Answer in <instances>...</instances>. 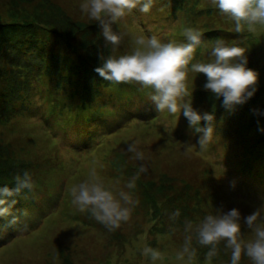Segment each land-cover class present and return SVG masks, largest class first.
Masks as SVG:
<instances>
[{"label":"rangeland","instance_id":"obj_1","mask_svg":"<svg viewBox=\"0 0 264 264\" xmlns=\"http://www.w3.org/2000/svg\"><path fill=\"white\" fill-rule=\"evenodd\" d=\"M80 3L0 0V24L9 25L21 16L35 25L39 20L34 17L50 15L57 20L53 27L36 28L48 37L47 53L59 66L40 65L34 53L21 58L25 78L18 82L23 89H14L20 96L9 104H1V97L14 91L0 77V158L23 163L35 183L33 192L14 197L17 203L12 209L19 218L17 226L30 230L0 231V236L8 235L0 244V264H150L141 255L145 243L165 253V259L156 264H183L175 254L186 235V220L195 226L219 208H237L243 218L264 205V131L259 130L264 129V28L236 33L234 22L210 0H154L149 13L134 9L113 25L114 31L124 34L121 45L113 49L105 43L98 23L81 13ZM187 27L199 30L204 42L193 63L212 59V46L223 39L229 46L245 47L246 67L258 73L253 96L229 111L222 104L223 97L204 90L206 76L189 71L192 108L214 116V136L206 151L199 150L200 134L189 128L182 111L176 116L158 113L150 90L137 84L113 85L94 71L101 63L98 53L105 58L130 53L135 37L141 35L156 36L164 43H184ZM3 46L0 44V71L10 74L16 67L13 61L20 57L9 58ZM81 65L91 73L85 76V83ZM75 70L81 77L72 73ZM32 87L36 90L29 96ZM119 115L128 120L97 137L96 144L84 147L93 138L94 123L101 118L109 120L104 124H113ZM204 124L202 120L201 127ZM137 138L148 172L130 190L126 184L141 162L126 151V145ZM92 168L106 186L130 191L139 200L131 220L114 232L71 203L69 188L87 178ZM15 176L8 175L12 181ZM176 209L180 216L169 220ZM242 233L246 240L253 238L243 220ZM193 245L197 247L195 264H207L208 249L197 246L195 239ZM230 255L222 242L211 264H230ZM241 264L251 261L242 257Z\"/></svg>","mask_w":264,"mask_h":264},{"label":"clouds","instance_id":"obj_2","mask_svg":"<svg viewBox=\"0 0 264 264\" xmlns=\"http://www.w3.org/2000/svg\"><path fill=\"white\" fill-rule=\"evenodd\" d=\"M210 3L234 22L236 33H255L257 26L264 28V0H210ZM153 5L154 0H81L79 9L98 23L105 43L116 49L121 45L124 34L114 31L113 25L134 9L147 14ZM183 36L184 43H164L156 36H137L130 53L107 58L98 53L101 63L94 71L113 85L137 84L142 89L150 90V100L158 113L166 112L176 116L182 111L189 128L200 134L197 140L199 150L206 151L214 136V116L210 113L201 115L192 108L191 100L188 99L191 97L187 86L189 71L203 73L207 81L203 85L204 90L210 91L217 98L223 97L222 104L229 111L253 96L258 73L246 67L248 61L245 47L229 46L223 39H217L212 46L209 53L212 59L193 63L197 48L204 43L202 33L187 27ZM202 120L205 122L203 127ZM126 151L141 162L136 174L126 184V188L131 190L135 189L141 174L148 172V167L143 163L146 157L140 139L127 143ZM14 179V187H0V218L11 216L8 226L17 224L19 220L12 213L17 203L14 197L25 191L31 193L35 189L28 171H24L22 176L17 174ZM68 191L72 205L81 213H90L109 232L128 223L134 208L139 204V200L134 199L130 191L114 190L106 186L96 168H92L87 178L71 186ZM22 214L26 215V210ZM179 216L180 210L176 209L169 214V220L175 221ZM242 220L252 234L251 240H246L242 233ZM184 232L183 244L175 254V259L183 264H195L197 247L193 245L194 239L197 246L208 249L205 254L207 264H211L212 259L218 255V246L222 242L231 252L230 264H241L242 257H247L251 264H264V205L243 218L237 208L228 211L216 209V214L204 216L195 226L192 221L186 220ZM141 255L150 264L165 259L161 249L147 243Z\"/></svg>","mask_w":264,"mask_h":264},{"label":"trees","instance_id":"obj_3","mask_svg":"<svg viewBox=\"0 0 264 264\" xmlns=\"http://www.w3.org/2000/svg\"><path fill=\"white\" fill-rule=\"evenodd\" d=\"M171 1H168V3ZM47 18L42 17H34V19L39 20V24L35 25L32 20H25L26 18L20 17L19 21L11 22L9 25L0 24V44L4 45V51L5 54L9 56V58L15 57L16 54H19L20 58H17L13 61V64H16L14 72L12 71L10 74H6L5 72L0 71V77H3V82L5 83V86L8 87L11 91H14V89H23L22 82H18V80L24 79L23 75V69L25 68L24 61L21 58H29L30 54H33L39 61L40 65L43 64V62L55 66L59 69V66H56L54 64L55 60H53V56L51 54L47 53V49L49 47L50 41L48 37H46L42 30L37 29L36 26L39 27H53V23L57 20L50 16L46 15ZM51 19V20H49ZM60 64V62H59ZM257 64V63H256ZM62 67L64 64L61 65ZM63 69V68H61ZM80 71L82 73V82L85 83V76H87L90 73L88 72V69L84 66L80 67ZM75 76L79 77L80 72L78 70H75L72 72ZM81 77V76H80ZM35 88H30L28 91V95L35 91ZM11 93H6L1 97V104L5 102V104H9L12 99H14L16 96L19 97L20 93H16L15 91ZM30 96V95H29ZM251 160L253 159V156L250 155ZM13 162V164L7 166L8 162ZM247 162V158L245 159ZM263 167L264 172V163L261 164ZM28 167H25L23 163H17L16 161L9 159V158H0V187L8 186V187H14L15 181H12L13 178H9L8 175L11 174H20L23 175L24 171H27ZM264 174V173H262ZM12 179V180H10ZM18 215V214H17ZM40 218V217H39ZM9 218H0V231L5 228H11L10 233H17L20 231H23L20 229V227L15 225L8 226ZM38 220H35V224H33V228L36 226ZM32 229V228H31ZM8 238V235L0 236V244L1 241Z\"/></svg>","mask_w":264,"mask_h":264}]
</instances>
